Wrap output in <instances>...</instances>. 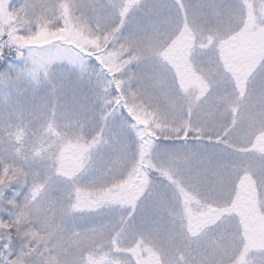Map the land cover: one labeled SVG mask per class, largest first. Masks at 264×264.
<instances>
[{
  "label": "snow or ice",
  "instance_id": "1",
  "mask_svg": "<svg viewBox=\"0 0 264 264\" xmlns=\"http://www.w3.org/2000/svg\"><path fill=\"white\" fill-rule=\"evenodd\" d=\"M0 264H264V0H0Z\"/></svg>",
  "mask_w": 264,
  "mask_h": 264
}]
</instances>
